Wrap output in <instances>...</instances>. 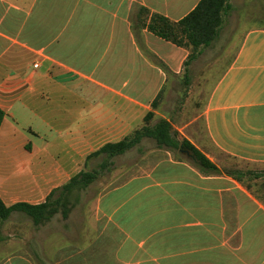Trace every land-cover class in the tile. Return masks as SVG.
Segmentation results:
<instances>
[{
	"label": "crops",
	"instance_id": "1",
	"mask_svg": "<svg viewBox=\"0 0 264 264\" xmlns=\"http://www.w3.org/2000/svg\"><path fill=\"white\" fill-rule=\"evenodd\" d=\"M199 1L0 0L7 206L46 201L91 153L145 125L149 111L157 116L159 101L155 109L152 102L167 83L164 68L181 74L191 47L143 23L152 13L178 21ZM141 7L149 13L140 16ZM218 69L194 120L202 124L173 127L220 172L204 174L193 159L168 152L93 197L81 222L50 233L43 225L28 231L29 222L21 238L9 239L17 245L0 264H46L49 238L73 244L80 259L89 251L98 264H264V198L222 168V154L264 166V28L245 31Z\"/></svg>",
	"mask_w": 264,
	"mask_h": 264
},
{
	"label": "rangeland",
	"instance_id": "2",
	"mask_svg": "<svg viewBox=\"0 0 264 264\" xmlns=\"http://www.w3.org/2000/svg\"><path fill=\"white\" fill-rule=\"evenodd\" d=\"M228 8L223 13L222 25L216 38L205 48L197 50L192 58H188L186 67L181 74L167 71V83L163 87L159 98L157 116L151 120L155 125L161 119H169L174 127L194 121L202 112L204 104L210 93L212 84L219 74L218 65L225 62L236 52L237 42L242 34L251 29L264 28V0H228ZM145 124V123H144ZM202 124L201 120L193 122V126ZM176 129V128H175ZM178 131V130H177ZM179 132V131H178ZM181 136L182 133L179 132ZM170 152L175 157L183 154L178 149L158 146L155 139L144 137L139 143L120 156H115L112 171L101 169L103 156H94L90 159L84 170L95 169L99 172L98 178L86 187L74 186L70 189L60 190L51 200L60 197L56 204L57 211L50 217L44 218L36 224L33 218L25 212L13 211L6 219L0 216V256L2 260L17 244L10 243L21 238L33 222L28 231L43 229L55 231L56 227L65 221L84 220L82 216L85 206L90 200L104 191L119 185L129 176L148 170L155 162L167 156ZM223 156V170L235 173L264 198V166L255 165L232 156ZM88 249L89 245H84ZM45 249L49 254L46 264H98V261L89 260V251L84 259L79 258V252L73 244L60 246L56 239L49 238ZM76 258V259H74Z\"/></svg>",
	"mask_w": 264,
	"mask_h": 264
},
{
	"label": "trees",
	"instance_id": "3",
	"mask_svg": "<svg viewBox=\"0 0 264 264\" xmlns=\"http://www.w3.org/2000/svg\"><path fill=\"white\" fill-rule=\"evenodd\" d=\"M228 0H200L197 5L187 15L178 21H173L160 13H152L146 25L147 29L153 34L167 40L178 46L191 47V53L188 58L201 46H208L218 35L223 21V13L228 8ZM149 10L141 7L140 16L146 15ZM143 22V21H142ZM187 62V61H186ZM161 95L152 102L155 109ZM154 111L151 110L145 115L146 124L134 130L132 133L117 142H108L98 150L90 154L91 156H103L101 169L110 172L114 166L113 158L124 154L127 150L139 143L144 137L155 139L158 146L168 147L180 150L184 147L190 150L195 159L192 163L204 174L220 172V169L211 159L198 149L190 140L185 137L180 138L179 132L173 127L167 119H161L155 125H150L154 117ZM5 112L0 108V126L2 124ZM238 176L230 171H225ZM99 172L95 169L81 170L75 174L68 183L54 189L47 197L46 201L32 204L29 202H17L7 206L0 197V216L6 219L13 211H22L30 215L36 224H40L43 219L50 217L57 211L56 204L60 203V197L51 200L60 190L70 189L74 186L86 187L98 178Z\"/></svg>",
	"mask_w": 264,
	"mask_h": 264
},
{
	"label": "water",
	"instance_id": "4",
	"mask_svg": "<svg viewBox=\"0 0 264 264\" xmlns=\"http://www.w3.org/2000/svg\"><path fill=\"white\" fill-rule=\"evenodd\" d=\"M179 151H180L183 155H185V156H187V157H189V158H191V159H195L194 154H193L190 150H188V149H186V148H184V147H181Z\"/></svg>",
	"mask_w": 264,
	"mask_h": 264
},
{
	"label": "built area",
	"instance_id": "5",
	"mask_svg": "<svg viewBox=\"0 0 264 264\" xmlns=\"http://www.w3.org/2000/svg\"><path fill=\"white\" fill-rule=\"evenodd\" d=\"M34 67H38V63H35V64H34Z\"/></svg>",
	"mask_w": 264,
	"mask_h": 264
}]
</instances>
